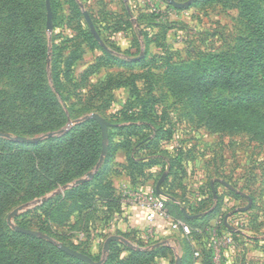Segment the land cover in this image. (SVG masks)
<instances>
[{
  "label": "rangeland",
  "instance_id": "1",
  "mask_svg": "<svg viewBox=\"0 0 264 264\" xmlns=\"http://www.w3.org/2000/svg\"><path fill=\"white\" fill-rule=\"evenodd\" d=\"M20 1L21 8L33 16L30 24L46 49V84L50 91L58 87L57 99L68 121L52 132L10 136L35 138L64 131L32 145L0 137V166L11 167L9 144L12 148L19 144L23 150L37 144L47 149L87 121L84 117L98 114L112 126V148L126 147L114 151L106 176L115 196L122 197L124 187L158 196L155 187L165 175L159 188L166 195L171 221L186 223L181 210L196 218L187 224L191 233L169 229L162 235L145 233L141 235L146 243L138 245L136 238L123 236L118 225L121 214H111L92 202L97 199L95 184L77 196L64 195L85 175L33 196L32 186L46 182L33 170L17 181L0 176V183L18 188L16 202L4 203L2 223L11 229L7 217L21 207L11 220L13 226L45 231L54 242L78 249L96 264H175L185 254H191L188 264H264V55L253 60L251 51H257V42L243 46L251 32L245 18L248 12L264 17V0H172L179 9L165 0H151L159 14L143 0H50V32L45 0ZM0 7V45L11 44L13 53H22L29 41L22 30L15 39L8 38L7 11ZM218 67L226 69L225 79L234 87L201 90L198 79L211 81L215 77L211 72ZM20 77L17 69L0 75V102H15ZM193 93L200 96L196 99ZM6 119L14 128L16 117ZM128 156L137 162L131 169ZM29 167L33 169V163ZM63 173L61 162L56 163L47 180L57 181ZM248 198L252 201L248 210L238 212L248 206ZM126 202L122 198L121 211ZM112 236L132 248L114 242L113 260L108 261L110 249L108 245L105 252L104 245ZM215 238L231 242L225 246L220 242L215 251ZM162 242L166 244L152 248ZM163 246L165 250L156 251ZM4 247L0 261L7 250L15 259L24 253V264H34L30 256L36 245L18 241ZM41 252L38 248L43 257ZM52 252L45 251V264L71 263ZM137 252L145 255L136 258Z\"/></svg>",
  "mask_w": 264,
  "mask_h": 264
},
{
  "label": "trees",
  "instance_id": "2",
  "mask_svg": "<svg viewBox=\"0 0 264 264\" xmlns=\"http://www.w3.org/2000/svg\"><path fill=\"white\" fill-rule=\"evenodd\" d=\"M20 3V0H0V5H3V7H5V11H7L5 13V19L9 27L6 32L8 38L11 40L15 39L17 36H20V31L22 30L23 35L25 34L24 36L26 37V40L29 41V46L19 54H15L11 51V44L8 46L5 44L2 46L0 45V75L15 69H17L21 75L20 92L19 96L15 98V102L7 103L2 99L0 102V134L8 136H12V134L15 132H17L16 136H32L41 133L52 132L57 130L60 126L68 121L67 113L61 108L57 99V93H59L58 87L54 85V90L50 91V88H48L46 84V49L39 38L35 36L33 28L30 24L29 19L32 21L33 16L27 10L22 9ZM43 9L46 11L45 1L43 3ZM245 19L248 23V31L250 30L251 32L249 33L250 38L247 41H243V46L247 47L248 45H251L252 42L255 44L256 42L258 43L257 51H251L252 58L256 61L258 55H261V53L264 55V17L252 12H248ZM261 66L264 67V65ZM211 73L212 76L215 75L214 79L211 81H203L202 78L198 79L199 82L197 81V83L201 84L199 87L201 90L207 86H221L227 89L234 87V84H232L230 80L225 79L227 72L224 67H218ZM232 74L233 73L230 72L228 75L233 77L234 75ZM230 76L229 78H231ZM190 92H194V90L191 89ZM193 95V97L196 99L198 96H200L198 93H193ZM197 106L200 107V105ZM11 115H14L17 119V123L14 125V128L10 127L8 120L6 119ZM37 120H39L40 123H37ZM111 128L112 126L108 128L109 144L107 147L106 156L99 171L90 181L67 191L64 195H70L71 197L77 196L76 194L78 192L83 191L87 187L95 184L97 191L95 194L97 197L95 198L97 199L92 202H97L100 206L106 207L108 212L111 214L113 213L120 215L122 213L120 209L122 197L115 196L112 186L106 180L108 179L106 177L107 173L113 166L111 165L113 153L116 149H121L122 147L118 146L116 149L112 148L110 143L111 134L109 132ZM8 146L11 148V158H9L11 160V167L7 168L8 165H1L0 169H4V171L0 170V176L9 177L17 181L23 173L25 174L27 172L32 175V171L36 170V173L41 174V179L46 182L44 185L36 188L32 186V191H34L33 196H43L52 189L78 179L93 170L94 166L99 160L102 150L101 131L100 127L95 121L87 120L72 128L57 143L50 145L47 149L42 148L38 144L35 146H30L26 150L21 149L23 147L19 146V144L13 148L12 144H9ZM125 148V146L122 147V149ZM128 158V168L131 169V164L136 165L137 162H135V159L132 157L128 156ZM29 162L33 163V169L31 170L29 167ZM59 162H61L62 166L64 167V173L59 177V180H50L49 182L47 179L50 176L51 168L53 165ZM36 181L37 178L35 177L32 179V184H35ZM14 187L15 185L12 187L2 182L0 183V215L4 209L3 206L5 202L9 200L16 202L14 201L13 197H15L18 188ZM158 197L164 200L168 210L169 206L166 200L160 196ZM42 206H45V203ZM168 213L170 214L169 211ZM179 215L184 220V222H186V224H191L195 221L185 219L182 212ZM191 231L192 230L190 228V233ZM38 233H42L50 237V234L45 231L39 230ZM141 234L142 233L139 231L128 229L127 232L123 233V236L132 239V241H134V238H136L135 241L138 245H144L146 242L142 241L143 237ZM18 241L36 245L37 250L30 256V261L33 260L34 264H45V251L48 255H52V250H55L54 254L61 256L63 259L73 261L66 264H84L60 251L54 245L48 243L45 240L17 233L9 229L4 223H2L0 218V248L4 250L5 244L9 242L15 243ZM115 245L116 243L114 242L109 244L110 253L108 255V261L113 260L111 257V248L115 247ZM38 248L42 250L41 253H43V257L38 254ZM68 248L76 252L78 251V249L71 246H68ZM165 249L166 247L163 246L158 248L156 251H163ZM81 253L83 254V252ZM144 255L145 253H135L136 258L143 257ZM21 256L22 259H20ZM21 256H19L18 259H15L13 258V255L6 250V254L0 263L24 264L25 261L23 262V256H25V254L23 253ZM190 260H192L191 254L182 255L181 264H188L190 263Z\"/></svg>",
  "mask_w": 264,
  "mask_h": 264
},
{
  "label": "water",
  "instance_id": "3",
  "mask_svg": "<svg viewBox=\"0 0 264 264\" xmlns=\"http://www.w3.org/2000/svg\"><path fill=\"white\" fill-rule=\"evenodd\" d=\"M124 1H126V0H124ZM165 1L167 3H169L171 6H173L174 8H177V9L181 8V6L179 4H176L172 0H165ZM45 8H46V30L48 32H50L52 30V12H51V8H50V0H45ZM82 14H83V17H84L86 23L88 24L91 32L94 34L93 25H92V23L90 21V18L88 16V14L85 11H83V10H82ZM94 36H95V39L100 43L99 38L95 34H94ZM83 120H93L100 127L101 136H102V150H101L100 158L98 160L97 165L95 166L94 171H92L90 173H87L84 178L75 181L73 183V186L82 185V184L86 183L87 181L91 180L94 177L95 172L101 166V164H102V162L104 160V157L106 155V151H107V141H108V128L111 127V125L105 119H103L101 116H99L98 114L88 115V116L84 117ZM75 123H78V122L76 121V122L72 123L71 125H73ZM63 132L64 131H59V132H56V133H48L46 135L39 136V137H35V138H24V137L12 138V137H10L8 135H2V134H0V137L6 138L8 140H12V141H15V142H18V143L32 145V144L39 143V142L43 141L44 139L52 138V137H54L56 135L62 134ZM164 178H165V175L162 176V178L160 179V181L158 182V184L155 187L156 194L158 196L162 197V198H166V195H164V193H162V191L159 188V185L164 180ZM213 184H214V182H211V191H212L213 199H216L217 198V195H216V191L214 189ZM221 184L224 185V186H226V187H228V185L225 182H221ZM42 200H44V199H42ZM248 201H249L248 206L245 207V208L238 209V212H245V211L248 210V208L250 207L251 202H252L251 199H249V198H248ZM20 210H21V207H17L7 217V225L13 231H15L17 233L24 234V235H28V236H32V237H37V238H40L42 240H45L48 243L54 245L60 251L64 252L65 254L69 255L70 257H73V258L81 261L84 264H96L89 257H87V256H85V255H83V254H81L79 252H76V251H74V250L66 247L63 244L54 242L47 235H44L42 233H38L36 231L29 230V229H24V228H21V227H18V226H13L12 223H11V220H12L13 217H15L18 214V212ZM181 212H182L183 216L186 219L191 220V219H195L196 218V217L188 216L185 210H181ZM118 241H121L125 245H127L128 247L132 248V246L130 244L126 243L121 238H119L117 236H112V237H109L107 239V241H106V243L104 245V251L105 252L107 251L108 245L111 242H118ZM165 244H166V242H162V243H159L158 245H155L152 248H156V247H159V246H162V245H165ZM98 264H100V263H98ZM175 264H181L180 258L176 259Z\"/></svg>",
  "mask_w": 264,
  "mask_h": 264
},
{
  "label": "built area",
  "instance_id": "4",
  "mask_svg": "<svg viewBox=\"0 0 264 264\" xmlns=\"http://www.w3.org/2000/svg\"><path fill=\"white\" fill-rule=\"evenodd\" d=\"M145 3H148L150 10L153 13L159 14V9L154 7L151 3V0H143ZM124 201H127L133 206H136L141 211H143L145 216V221L150 225H155L160 223L161 226L165 229L172 230L173 232H180L182 234H188L190 232L189 226L186 223L172 222L171 217L168 213L166 204L164 200L155 196L153 192H143V191H131L125 190L122 194ZM222 242L223 246L231 242L230 238H215L214 243L216 244L215 251L220 247ZM218 246V247H217ZM220 254V253H219ZM197 256V255H196Z\"/></svg>",
  "mask_w": 264,
  "mask_h": 264
},
{
  "label": "crops",
  "instance_id": "5",
  "mask_svg": "<svg viewBox=\"0 0 264 264\" xmlns=\"http://www.w3.org/2000/svg\"><path fill=\"white\" fill-rule=\"evenodd\" d=\"M148 188L149 186H146L144 189ZM122 190L123 191L121 193L125 190H130V188L124 187ZM118 225L121 226V230H123V232H127L128 229H133L138 230L142 234L155 232L156 234L162 235V233L166 230L160 223H156L153 226L148 224L145 221L143 211L127 202L124 206V210H122L121 216H119Z\"/></svg>",
  "mask_w": 264,
  "mask_h": 264
}]
</instances>
